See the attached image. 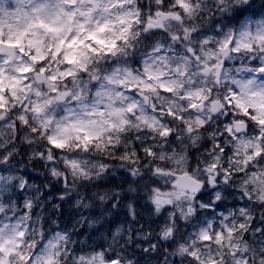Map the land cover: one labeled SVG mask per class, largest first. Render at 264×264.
I'll use <instances>...</instances> for the list:
<instances>
[{
  "label": "snow or ice",
  "instance_id": "snow-or-ice-1",
  "mask_svg": "<svg viewBox=\"0 0 264 264\" xmlns=\"http://www.w3.org/2000/svg\"><path fill=\"white\" fill-rule=\"evenodd\" d=\"M161 255L264 264V0H0V264Z\"/></svg>",
  "mask_w": 264,
  "mask_h": 264
},
{
  "label": "rangeland",
  "instance_id": "rangeland-1",
  "mask_svg": "<svg viewBox=\"0 0 264 264\" xmlns=\"http://www.w3.org/2000/svg\"><path fill=\"white\" fill-rule=\"evenodd\" d=\"M143 202L145 203V201H143ZM144 203L138 208V211L141 212V217L145 216V212H143ZM227 206H228L229 209L232 208L230 205H227ZM74 211L75 210L70 205L65 204L64 205V216L63 217L56 216V217H53V218L57 220V222L59 223L61 228L67 227V228L71 229L73 227V225L76 223V219H78V216H74L73 215ZM125 211L126 210H123L121 212L119 218L116 217L117 224H119L121 221H124L123 217H125ZM215 211H216V213L224 212V211H226V208L223 207L221 210H215ZM84 214L88 215V213L86 211L84 212ZM207 218H212V217L211 216H207ZM108 219H112V218L108 217ZM161 220H162V218H161ZM51 226H53V225H50V227ZM149 226H151V225H149ZM124 227L127 228L126 224L124 225ZM156 227H157V224L153 228H156ZM84 238H85L84 236H76V235H74V239L82 240ZM99 242L102 243L101 241H99ZM144 246H146V245H144ZM77 247H79V245H77ZM136 250H139V249H136ZM133 258L135 259L136 257H133Z\"/></svg>",
  "mask_w": 264,
  "mask_h": 264
}]
</instances>
